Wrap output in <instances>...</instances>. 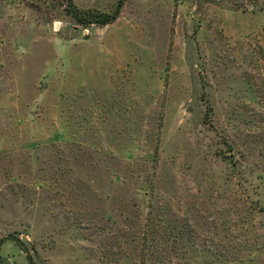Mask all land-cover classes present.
Returning <instances> with one entry per match:
<instances>
[{
	"label": "rangeland",
	"instance_id": "1",
	"mask_svg": "<svg viewBox=\"0 0 264 264\" xmlns=\"http://www.w3.org/2000/svg\"><path fill=\"white\" fill-rule=\"evenodd\" d=\"M114 10L118 0H73ZM264 264V0H0V264Z\"/></svg>",
	"mask_w": 264,
	"mask_h": 264
},
{
	"label": "trees",
	"instance_id": "2",
	"mask_svg": "<svg viewBox=\"0 0 264 264\" xmlns=\"http://www.w3.org/2000/svg\"><path fill=\"white\" fill-rule=\"evenodd\" d=\"M124 1L125 0H118L113 11L102 12L96 9L81 10L76 6L73 0H66L67 11L75 18V20L79 24H82L84 26H88L90 24L106 25L114 22L121 12ZM28 261L29 264H33V259L30 254L28 255Z\"/></svg>",
	"mask_w": 264,
	"mask_h": 264
}]
</instances>
